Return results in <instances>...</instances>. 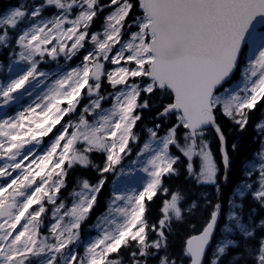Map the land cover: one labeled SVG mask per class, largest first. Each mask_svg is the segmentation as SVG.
<instances>
[{
  "label": "snow or ice",
  "instance_id": "1",
  "mask_svg": "<svg viewBox=\"0 0 264 264\" xmlns=\"http://www.w3.org/2000/svg\"><path fill=\"white\" fill-rule=\"evenodd\" d=\"M97 20L102 26L93 31ZM81 49L82 60L69 70L38 67ZM0 51L11 60L0 107L43 87L0 119V264H264V147L242 166L225 202L221 183L232 162L220 123L243 132L264 101V0L18 2L0 16ZM145 110L154 115L141 141L134 128ZM57 124L38 154L37 137ZM255 129L264 143V118ZM181 162L186 180L214 188V200L164 185L181 175ZM78 168L94 171L95 181L71 177ZM136 172L144 174L140 188L112 181L97 235L82 240L106 174ZM157 193L164 198L149 224L146 205Z\"/></svg>",
  "mask_w": 264,
  "mask_h": 264
},
{
  "label": "trees",
  "instance_id": "2",
  "mask_svg": "<svg viewBox=\"0 0 264 264\" xmlns=\"http://www.w3.org/2000/svg\"><path fill=\"white\" fill-rule=\"evenodd\" d=\"M19 0H0V12L6 10L9 7H12L13 5L17 4ZM102 26V21L97 20L93 26L92 30L96 31L100 29ZM0 61L6 62V57H3L0 55ZM239 77V73H237V77ZM105 90L111 91V88L105 84ZM154 115L153 113H149L147 110L144 111L142 121L137 122V126L134 128V131L140 134L141 140H143L146 135L143 131V127L145 124H147L148 127L152 126V120L151 116ZM264 118V101L258 102L257 107L250 113L249 116V122L246 127V129L243 132L236 131L232 125L224 120H221V127L223 128V131L225 133V136L228 141L229 146V155L231 158V167L228 172V182L221 183V191L223 194V199L226 202L227 199L233 195V189L237 186L238 181L241 179V172H242V166L245 165L246 162L251 161L254 158V153L258 148H261V139L260 135L258 134L257 130L255 129V124L261 119ZM209 139L211 140V148L214 153L217 154V160L219 158L218 154V143L215 138L214 133H211L210 130V136ZM235 142L237 144V150L232 151L231 150V144ZM174 150V149H173ZM175 151V150H174ZM94 162L99 164L101 162V156L100 154H97L94 157ZM181 170V175L176 178H165L164 179V185L166 187H169L170 189H175L177 187L181 188L184 193L189 197V199L192 198H198L199 196V189L201 187L195 186L191 181L186 180L185 176L183 175L184 171V164L183 162L179 165ZM75 176H84L86 178H89L90 181H95V172L92 170H83V169H77L76 172L71 174V177ZM107 180L104 188L101 190V193L98 194V204L95 207V210L91 213L89 217L90 220L96 219L100 213H102L105 210L106 203L108 199L110 198V183L111 179L108 178V174H106ZM72 183L71 178L69 182V186L67 190H71ZM67 190H63L62 193L65 194ZM207 192L209 194L210 199H215V191L212 187H206L202 188V193ZM65 197V196H64ZM163 195L158 193L157 196L153 198L152 202L147 203L148 211L146 212V216L148 219L149 224H152L156 221L158 217V208L160 206V203L163 199ZM237 202L239 203V198H237ZM245 212H247L248 207L251 206L249 201H245ZM258 208V206H256ZM259 215H264V211H260ZM259 218V216L257 217ZM88 221V222H89ZM195 223H200V215L197 214V218L194 221ZM223 221L221 220V223ZM123 251V250H121ZM115 255V254H113Z\"/></svg>",
  "mask_w": 264,
  "mask_h": 264
},
{
  "label": "rangeland",
  "instance_id": "3",
  "mask_svg": "<svg viewBox=\"0 0 264 264\" xmlns=\"http://www.w3.org/2000/svg\"><path fill=\"white\" fill-rule=\"evenodd\" d=\"M20 3L31 6L35 0H19ZM39 1V0H38ZM30 2V4H29ZM38 3V2H35ZM7 11V10H6ZM6 11L4 12H0V16H2ZM71 42H69L70 44ZM86 47H91L90 44L86 45ZM2 53L6 52V51H0ZM83 54H85L84 49H81V52L73 57L71 60H65V58L61 55L59 56L56 60H52L50 58L45 59L43 61H41V63L39 64V69L41 71H51L56 69L57 65L61 66L62 68H64L65 70H69L71 67H75L77 64L80 63V61L82 60V56ZM6 58H9L8 56ZM11 63V60L8 59V63L6 65H2L0 63V81H5L11 74L8 72L7 68L8 65ZM123 63V61L121 62ZM14 67H21V65H14ZM108 68H113L115 66L107 64ZM240 79H242V77H240ZM50 82V81H48ZM31 91V89H29ZM43 90V87L41 86L40 88H37L34 92L33 95L31 97H29L27 94H25L23 96L22 100H18V101H13L11 102L9 105L7 106H3L0 107V119L4 118L6 115L7 116H14L16 114L17 111L22 110V108L24 106H27L28 104H30L32 102V100H34L36 98V95H38L41 91ZM21 92H23V90H20ZM83 95V92H82ZM65 105H62V107ZM109 105L105 106L108 107ZM37 111H39V109H37ZM69 119V117L66 115L63 117V119L61 120V123H65V121H67ZM60 127L59 124H57L52 132H50L47 136H43L40 137L38 136L37 139H39L41 141V143L39 145L36 146L35 151L40 154L42 153V150L48 146V144L50 143V139L54 138V134L56 133V129H58ZM35 142H33L34 144ZM31 145H27L26 147H30ZM262 147H264V143L262 144ZM137 150V146L133 145V153L131 155V157H126L124 160V164L126 166L129 165V160L130 159H134L135 158V152ZM31 159V158H30ZM3 161L0 160V164H2ZM28 161H25V164H27ZM258 167V165H257ZM119 171V169L117 170ZM125 172H127V167L125 168ZM109 175L112 177V181L116 180L117 184L119 187L121 188H125V187H137L140 188L141 184V179L144 177L143 173L140 172H136L133 175H114L113 173H109ZM2 179V178H0ZM112 188H113V184H112ZM68 196V193H67ZM97 221L94 222V224L92 225H86L84 227V233L86 234L85 238H81L82 240H87L90 237H93L95 235H97V229L95 227H93L96 224ZM89 228V230L91 232H88L87 229ZM82 251V248L80 249ZM125 264H127V262H125Z\"/></svg>",
  "mask_w": 264,
  "mask_h": 264
}]
</instances>
